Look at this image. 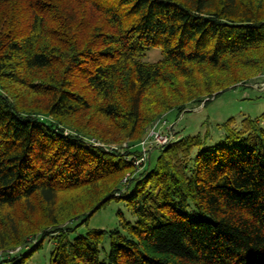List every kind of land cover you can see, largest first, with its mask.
I'll use <instances>...</instances> for the list:
<instances>
[{"label": "trees", "instance_id": "1", "mask_svg": "<svg viewBox=\"0 0 264 264\" xmlns=\"http://www.w3.org/2000/svg\"><path fill=\"white\" fill-rule=\"evenodd\" d=\"M8 1L9 21L13 9L23 6L18 19L27 27L0 31V249L22 242L9 238L26 227L12 214L21 204L30 215L42 207L46 224L57 233L48 264H264V111L243 118L240 127L229 118L215 145L206 146L196 134L154 147V162L145 169L136 165L127 183L121 178L140 155L93 145L84 131L91 121L97 127L102 121L139 140L142 121L151 124L167 110L180 114L190 104L246 83L255 77L251 72L264 71V0L0 4ZM78 2L101 17L89 22L85 44L77 36L82 31L74 34ZM50 20L59 23L58 43L68 49L57 69L54 51L60 47L53 44ZM153 47L162 58L143 61ZM74 68L87 74L93 97L74 86ZM43 70L50 74L41 76ZM17 86L45 94L42 113L53 120L20 109L2 92ZM156 86L171 94L155 96L143 119L144 96ZM85 115H91L86 126L64 122L73 116L83 123ZM112 200L125 201L135 221L119 213L120 229L72 234ZM106 235L109 246L101 257ZM43 239L40 233L31 250L0 264H25Z\"/></svg>", "mask_w": 264, "mask_h": 264}, {"label": "rangeland", "instance_id": "2", "mask_svg": "<svg viewBox=\"0 0 264 264\" xmlns=\"http://www.w3.org/2000/svg\"><path fill=\"white\" fill-rule=\"evenodd\" d=\"M63 1H60V3H64ZM22 3H26V1H22ZM78 4L80 5V12L79 17L76 20L77 26L75 25L78 28L74 34L78 33L79 30L82 31L83 33L81 34V36L80 34L76 35L78 37L85 38L83 39L85 44V40L87 39V33L85 32L91 29V27H89V22H93L94 25L99 22L98 20H100L101 17L99 18V16L95 15L87 6L83 4V2H78ZM10 7L11 5H9V1L7 3L4 2L0 4V25H2L0 26V31L5 27L9 28V30L15 29L16 31H20L19 26H22L23 29L27 27L24 23L23 25L20 24L23 21L22 18L20 20L18 19L21 16H24L21 10L23 6H21L18 10L13 9V13L10 15L12 16V18L9 21ZM58 9L59 10L57 11L60 13V8ZM53 15L55 14L53 13ZM51 20L49 22V29L52 33L51 35L53 44H57V47H60L61 49H59V52L54 51V53L57 54L53 60V68H55L59 67V65L61 64V58L64 62V55H66V51L68 49L65 46H61L62 44L58 43L59 35H61V28L59 27L58 22H52ZM77 36L71 37L76 38ZM161 58L162 54L160 49L158 47H153L147 50L141 59L145 62L154 63L158 62ZM82 70L83 69L74 68L73 73L70 75L71 81L73 82L74 86L77 87L80 91L89 94L90 97H93L94 93H89V88L86 85L85 77L87 74H83L84 70ZM44 74L48 75L50 73L47 70H43L41 72V76ZM250 74L254 75L255 77L252 76L253 78L249 79L246 83L241 85L238 84L235 87L228 88L223 92H220L216 97L212 95L211 97L205 98L201 102L190 104L180 114H177L176 110H167L161 115H157V117H155V120L152 121L151 124L146 125L147 123L145 122V120L142 121L141 124H143L142 126L144 127L142 134L143 137L140 136L141 138H139V140H131L127 137H124V135L120 133H116L118 128L113 127L111 123H104L100 121V124L97 127L96 124L91 121V126H89L88 128L85 127L86 123H88L91 119V115H85L82 119L83 123L79 122L77 117L73 116L65 118L64 122L69 121V123H71L72 125H77L79 127L81 126V124H84V131L88 133L86 135L87 139L89 142L93 143V145L101 146L107 150L110 149L109 151H111V149H113L114 151L117 150L120 151L121 154L129 153L127 152L128 150L130 152L135 151V154L140 155L139 158L135 156L136 159H134L133 161L132 169L126 172V174L121 178V181H123L124 183L126 182L125 178H130L133 175V172L137 171L135 169V166L137 165L138 161L145 164L144 169L149 166V161L151 163L154 162L155 157L158 154V151L156 149H153L154 147L156 148V146L162 148V146L171 142L172 140H176V138L196 134H199L202 139H205L206 146L215 145L224 137L223 124L229 118L234 119V127H240L243 118L249 117L251 119H255L259 117L264 111V71L258 74L255 72H251ZM219 75L223 77L225 73L221 72ZM180 79H182L183 81L186 80L185 77H180ZM158 85L159 87L163 86L162 84ZM159 87L156 86L150 88L144 96L141 112V115H143V119L147 118L148 113L153 110L155 96L156 98L160 99L162 96H165V92L167 93V95L171 94V90L169 88H167L166 90L165 88L161 89ZM2 92L8 95L12 99V101L16 102L18 106H20V109L30 112L34 111L41 117H44V115H46L47 117L44 118L53 120L50 115L42 113L43 107L46 105V102L48 100V97L45 96V94H43L42 92H30L24 87L18 86L14 89L9 88V90H2ZM106 125H111L112 127H107ZM95 127H97V129H95ZM66 130L68 131V129ZM106 130H110L113 133L115 132L116 134H109L105 132ZM156 133L158 134L157 137ZM163 135H167V137L171 138V140L163 143V145L158 144V138L162 137ZM130 154L134 156L133 153ZM78 191L81 192L82 189L76 190V192ZM74 193L75 191L66 194V196L70 197ZM36 211V213L30 215V213L26 211L21 204H17L14 207V209L12 210V214L17 219L23 218L26 221V227H22L23 230L19 231L20 233H18V236L17 234L14 235V233H9V238L11 239V241L17 237L20 238V240L22 239V242L20 244H17L16 246L13 245V243H9V245L7 244L5 247L3 246L4 248L0 249V261L2 260V258H5V260H9V258L15 254H18L20 252L25 253L31 250L32 243H35V239L39 236L40 233H42L44 237L42 248L33 253L27 259L25 264H48L51 248L54 245L55 234L57 233H53V227L46 224L47 220L45 219L43 208L37 206ZM119 213L122 215L123 219L128 222L135 221V218L131 215L125 201L112 200L105 207L95 212L89 218L87 223H83L77 226L75 232H72V234L83 233L91 228L103 229L107 232L114 229H120ZM42 231L45 232V234ZM108 246L109 238L106 235L102 242V247L105 252L101 249V257H104Z\"/></svg>", "mask_w": 264, "mask_h": 264}, {"label": "built area", "instance_id": "3", "mask_svg": "<svg viewBox=\"0 0 264 264\" xmlns=\"http://www.w3.org/2000/svg\"><path fill=\"white\" fill-rule=\"evenodd\" d=\"M157 133H156V137H157ZM161 136V135H160ZM158 144H162L163 145V143H166L168 140H171V138H168L167 137V135H163L162 137H160V138H158ZM162 141V142H161ZM138 161V160H137ZM136 163V162H135ZM139 163H141L140 161H138L137 162V165L139 164ZM126 179V178H125Z\"/></svg>", "mask_w": 264, "mask_h": 264}]
</instances>
